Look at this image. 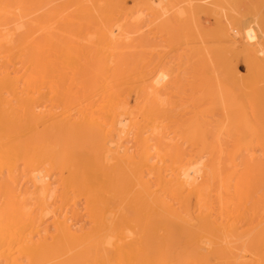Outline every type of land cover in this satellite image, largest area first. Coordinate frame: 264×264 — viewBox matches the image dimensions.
<instances>
[{"label":"bare ground","instance_id":"6f19581e","mask_svg":"<svg viewBox=\"0 0 264 264\" xmlns=\"http://www.w3.org/2000/svg\"><path fill=\"white\" fill-rule=\"evenodd\" d=\"M200 1L0 0V264H264V0Z\"/></svg>","mask_w":264,"mask_h":264},{"label":"rangeland","instance_id":"374dc122","mask_svg":"<svg viewBox=\"0 0 264 264\" xmlns=\"http://www.w3.org/2000/svg\"><path fill=\"white\" fill-rule=\"evenodd\" d=\"M202 2H204V0L203 1H200V4H202ZM207 3H209V2H207ZM203 4H206L205 2L203 3ZM126 6L128 7L129 6V8L128 9H133L134 7H133V5H132V3L130 2V1H127L126 2ZM185 5H183V4H181L180 5V10L178 11V14L180 13V11H181V13H182V11L183 10H185V7H184ZM50 6L48 5L47 6V8H49ZM132 7V8H131ZM184 8V9H183ZM138 12H140L142 15H140V18H142V20L140 21V28H138L139 30H138V35L141 37V38H143L142 36H144V38L143 39H147L148 40V38L150 39V37H151V39H150V41H149V43L153 46V48H155V46H156V49L157 50H155V49H153V57L155 58V54H156V58H161L162 60H163V65L164 66H166V67H164V68H167V69H170V72L171 73H173L172 74V77H173V75H176V74H178L179 72H181V76L179 75V77H181L183 80L185 79V78H190L189 77V75H188V73H187V71L185 70V67H186V63H188V60L190 61L191 60V57H190V55H189V53H190V51L191 50H189L187 47H189V45H187V43H186V39L184 38L185 36H184V34L181 32L182 30L180 29L179 30V26H182L181 24H182V22H183V19H184V17H182V15L180 16V17H178V18H175V10L173 9V10H171L169 13H168V15H167V17H165V18H168V17H170V16H172V17H174L175 18V22H176V28L177 29H174V30H172L171 31V35L170 34H168L167 36L166 35H164V33H161V32H163L162 30H161V25H162V20L161 19H155L156 17L154 16V15H152L149 11H147L148 13H146L145 14V12H146V10L144 9V10H142V9H140ZM184 12V11H183ZM143 15L144 16H146V17H143ZM153 16V17H152ZM150 17V19H148ZM182 17V18H181ZM145 19V21H147V22H145V21H143L144 19ZM154 18V19H153ZM177 19V20H176ZM179 19V20H178ZM181 19V20H180ZM153 22H151V21ZM158 20V21H157ZM161 20V21H160ZM200 20H202V22H208V23H210L209 24V27L210 26H213L214 25V20H213V18L212 17H210L209 16V14L208 13H205V14H201L200 15ZM155 21V22H154ZM151 24H149V23ZM180 22V23H179ZM145 23V24H144ZM146 23H147V25H146ZM159 23V24H158ZM161 24V25H160ZM145 26H147L146 28H144ZM152 26H154V28L152 27ZM150 27H152L153 28V30H151V32H150V30H147V29H149ZM158 27V28H157ZM152 28H150V29H152ZM145 30V31H144ZM159 30H160V32H159ZM140 31V32H139ZM154 32V34L157 32V34H156V36L153 34V32ZM142 32V33H141ZM152 33V34H150V33ZM159 32V33H158ZM148 33V34H147ZM177 33V34H176ZM141 34H143V35H141ZM158 34H160V35H158ZM180 34V35H179ZM157 35H158V37H157ZM177 35V36H176ZM154 36V37H153ZM161 38H160V37ZM165 37V38H164ZM170 37H172V38H170ZM179 38V39H178ZM173 40V41H172ZM168 43H167V42ZM178 41V42H177ZM185 41V42H184ZM186 43V44H185ZM168 44V45H167ZM170 44V45H169ZM172 44V45H171ZM185 44V45H184ZM155 45V46H154ZM181 48H182V50H181ZM200 44H196L195 45V49L192 51L193 53H192V57H193V60H196L195 58H194V56L195 55H197V52H198V54L200 53ZM184 50V51H183ZM185 50H186V52L188 53H186L185 52ZM187 50H189V51H187ZM156 51V52H155ZM159 53H158V52ZM194 51H197L196 53L194 52ZM159 54V55H158ZM163 54H165L163 57L162 56H160V55H163ZM182 54L184 55V56H182ZM198 56V55H197ZM165 57H166V59H165ZM185 57V58H184ZM196 57V56H195ZM156 58H155V60H156ZM165 59V60H164ZM183 59H184V62H183ZM186 60V61H185ZM165 61V62H164ZM167 61V62H166ZM174 62V63H173ZM186 62V63H185ZM169 65H170V67H169ZM171 65H172V67H171ZM176 66V67H175ZM175 67V68H174ZM172 68H174V70L175 71H177V72H174V70L172 69ZM182 68H184V69H182ZM177 69V70H176ZM178 69H180V70H178ZM173 70V71H172ZM182 70H184V72L182 71ZM185 71H186V73H185ZM184 74H183V73ZM239 73H240V75H242V76H244L245 75V70H244V66H243V64L242 63H240L239 64ZM180 74V73H179ZM188 76H187V75ZM191 75V74H190ZM187 76V77H186ZM255 137V136H254ZM251 137V139L250 140H252V141H258V143H261V142H259L260 140H261V138H260V140H259V137L257 138V137ZM257 138V139H256ZM246 141H248V140H246ZM257 143V144H258ZM187 150V149H186ZM247 156H249V155H246V153L244 152V153H240V154H238V156H237V159H238V161L237 162H239V161H244L245 159H251V162H250V164H254V165H261V164H263L264 163V155H261V152L258 150L257 151V154L256 155H254L255 157H252V158H248ZM239 172H241V170H239ZM0 181H1V179H0ZM28 183H25V184H23L22 185V190H25L27 187H29L28 185H27ZM55 185V184H54ZM76 210H79V208L78 207H76ZM51 228V227H50Z\"/></svg>","mask_w":264,"mask_h":264}]
</instances>
